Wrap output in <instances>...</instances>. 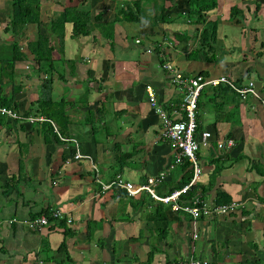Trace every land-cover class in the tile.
<instances>
[{
  "label": "crops",
  "instance_id": "crops-1",
  "mask_svg": "<svg viewBox=\"0 0 264 264\" xmlns=\"http://www.w3.org/2000/svg\"><path fill=\"white\" fill-rule=\"evenodd\" d=\"M130 1L40 0L41 32L52 60L40 72L29 45L38 39L36 23L8 33L11 0H0V95L18 115L0 114V264H177L191 256L215 264H264V111L250 95L242 100L206 85L197 109L198 130L210 131L212 139L198 150L202 178L195 184L203 189L205 207L218 206L222 190L238 203L234 210L194 220L170 206L166 219H151L158 201L149 192L132 197L105 187L121 176L165 196L192 174L190 165L174 163L175 150L161 137L159 116L147 100L150 84L168 113L183 117V92L164 64L185 76L204 71L206 77L242 78L244 85L250 72L264 97V0H218L208 16L219 21L215 62L188 57L197 42L196 26L178 16L186 0L164 2L171 19L166 23L154 17L162 0L142 5L140 23L124 21ZM233 5L244 11L240 22L229 18ZM66 6L89 13L88 35H73ZM111 23L112 30L102 26ZM13 41L27 59L9 75L1 66ZM39 99L65 103L63 134L51 122L53 133L44 137L46 120L26 119L43 116ZM54 125L69 140L62 141ZM225 140L233 145L219 148ZM76 149L90 158L75 159ZM45 210H59L62 221L39 230L26 226Z\"/></svg>",
  "mask_w": 264,
  "mask_h": 264
},
{
  "label": "trees",
  "instance_id": "trees-1",
  "mask_svg": "<svg viewBox=\"0 0 264 264\" xmlns=\"http://www.w3.org/2000/svg\"><path fill=\"white\" fill-rule=\"evenodd\" d=\"M86 0H81V2H85ZM165 1L170 0H162V5L160 9L155 14V20L158 22L166 23L168 21H171L169 18V14L165 13L166 6H164ZM188 7L186 11L181 14L178 13V16L181 17L183 20H185L187 23L192 24L196 26V34L195 39L197 42L196 47L190 52L188 55L189 58L203 60L207 62H215L217 59V35H218V26L219 21L216 19H211L208 16L210 15V12L214 11L218 8V0H186ZM40 0H11V7L12 11L9 17V21L7 22L4 29L11 34H18L23 29H26L27 26L31 23H36L37 25V32H38V39L34 42H31L30 49L34 56V61L36 64H38V70L40 72H45L46 66L44 65L45 62L48 64L47 66H51V56L49 52L46 50V43L48 42V38L44 37V34L41 32V19H40ZM260 7V3H255V8L258 10ZM65 21L71 22L73 26V35H88L91 30V24H90V15L88 12H82L76 9V6L65 8ZM142 6H141V0H132L127 5L123 7V20L129 21V22H141L142 21ZM101 18V12L95 15V19L99 20ZM229 18L230 19H237L236 22H240L241 19H244V11L243 9L237 7L236 5L231 6L230 12H229ZM114 23L111 24H103V28L107 30H112ZM255 32V30H254ZM109 36L111 35L109 31ZM187 39H190L187 38ZM254 40H256V32L254 35ZM261 46H264V43H261ZM50 48V47H49ZM7 55L3 62H6V66H1L2 72L5 74L12 75L14 65L17 61H21L23 59H27L24 51L21 50V48L18 45L17 41H13L10 44V48L6 52ZM7 69H10L7 71ZM49 70V69H48ZM196 74H201L203 76H207V72L201 71ZM250 72H247L248 78L246 81L248 82L250 80ZM246 82V84H247ZM234 83L242 87L244 83L242 84V78L237 79L234 81ZM212 89L213 91H221L222 93H229L228 95L234 94L239 96L235 90H233L229 85L227 84H218L216 86L208 85V88ZM204 87L201 89L197 104H201V95L203 93ZM231 92V93H230ZM240 98V97H239ZM213 98L211 99V103ZM39 112L38 114H41L45 117L46 121L44 123V127L47 130V133H44V137H47V134L53 133V128L51 122H54L58 125L59 131L63 134V128L62 124L66 120L67 114L64 110L65 103L62 102V100H44L39 99ZM8 101L0 95V106H5V104ZM217 103V102H216ZM220 104L223 103V101L219 102ZM198 116V115H197ZM198 121V117H197ZM199 127H197V130ZM198 156V153H197ZM222 157V156H221ZM219 160H222L221 158H218ZM184 167H187L190 165V162L187 160H184L183 162ZM191 166V165H190ZM223 166V163H220L219 167L221 168ZM192 177V174L189 175L186 179L182 181L180 184V187H182L184 184L188 183ZM199 181V180H198ZM198 186L197 184H193L190 186V188L180 195V203L183 202H191L194 197H198L201 201L203 200V189H201L198 192ZM157 191V189H156ZM173 190H169L168 194H170ZM167 194V195H168ZM216 204H226L230 202V199L227 197V195L222 191H218L216 196ZM170 207V204L165 205L162 202H158V204H155V211L151 215V219H166L165 215V208ZM45 215H47L49 221H62V218H53L51 215V212L48 210H45ZM203 216V215H201ZM199 216V218L201 217ZM63 245H61V248H63Z\"/></svg>",
  "mask_w": 264,
  "mask_h": 264
},
{
  "label": "built area",
  "instance_id": "built-area-1",
  "mask_svg": "<svg viewBox=\"0 0 264 264\" xmlns=\"http://www.w3.org/2000/svg\"><path fill=\"white\" fill-rule=\"evenodd\" d=\"M163 68L170 74L171 81L178 85L183 92L182 108L184 111L183 117L180 119L173 118L168 111L158 101L156 91L150 84L146 85L147 100L150 107L157 113L161 122V137L170 143L174 148V163L182 164L184 160L190 162L192 168V177L190 181L184 184L180 189L172 191L170 194L165 196H157L153 189L148 185H133L131 182L124 180L121 176H117L111 184L105 186H116L119 189L124 190L128 196L135 197L141 191L149 192L150 196L158 201L165 204H170L172 210L176 212H185L192 216L194 220L199 218L201 215H208L210 213L225 214L230 210H234L238 203L230 202L222 205L215 206L214 208H207L204 202L198 197H194L191 202L180 203V195L185 193L190 186L202 178V167L199 163L197 156L200 147H208L212 139V134L208 130L199 131L197 130V109H198V97L201 89L206 85L216 86L218 84H227L239 95L242 100L247 99L250 95L259 101L262 110L264 111V97L259 94L255 88V83L249 80L247 84L242 87L237 86L232 79L228 76L219 75L206 77L201 74H195L194 76H185L175 66L171 64H164ZM0 114L8 115L12 118H18L15 111L7 106H0ZM29 121H44L46 120L43 116H28L26 118ZM55 132L58 133L59 138L62 141L69 139L61 136L57 128L54 125ZM75 142V140H73ZM233 145L232 140H225V142H219L218 147ZM77 146V144H76ZM74 158H90L88 155H82L78 149L74 154ZM162 179V175L157 178H150L148 182L152 185ZM53 218H62V213L59 210L51 212ZM71 220L68 219V222ZM50 221L45 214L30 218L25 222L26 226L32 230H39L40 227L49 225ZM195 223V222H194ZM196 237V234H194ZM44 264V263H38ZM177 264H215L212 260L206 258H197L194 256L189 257L183 262Z\"/></svg>",
  "mask_w": 264,
  "mask_h": 264
},
{
  "label": "rangeland",
  "instance_id": "rangeland-1",
  "mask_svg": "<svg viewBox=\"0 0 264 264\" xmlns=\"http://www.w3.org/2000/svg\"><path fill=\"white\" fill-rule=\"evenodd\" d=\"M151 3H152V0H141V6H142L143 4L147 5V4H151ZM149 8L152 9V7H149ZM90 14H91V13H90ZM217 52H218V50H217Z\"/></svg>",
  "mask_w": 264,
  "mask_h": 264
}]
</instances>
